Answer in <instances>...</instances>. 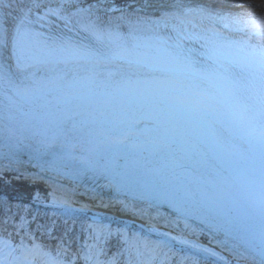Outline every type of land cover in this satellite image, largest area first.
<instances>
[{"label":"snow or ice","instance_id":"1","mask_svg":"<svg viewBox=\"0 0 264 264\" xmlns=\"http://www.w3.org/2000/svg\"><path fill=\"white\" fill-rule=\"evenodd\" d=\"M246 15L230 17L231 23L251 26L245 31L250 41L264 40V15ZM42 23L25 14L10 30L9 19L0 20V47L11 39L15 60V71L0 63V86L9 101L0 113L4 136L35 138L55 158L81 170L95 168L141 198L196 216L214 238L223 234L216 241L221 247L232 243L235 250L236 242L245 243L247 255L237 254L245 264H264V199L257 210L233 194V145L225 130L183 105L170 86L173 77L195 73V67L175 66L151 52H105L45 36L34 30ZM259 51L264 57V45ZM76 151L87 155H72ZM200 251L217 256L209 248Z\"/></svg>","mask_w":264,"mask_h":264},{"label":"bare ground","instance_id":"2","mask_svg":"<svg viewBox=\"0 0 264 264\" xmlns=\"http://www.w3.org/2000/svg\"><path fill=\"white\" fill-rule=\"evenodd\" d=\"M80 1L82 0H3V3L0 4V20L7 17L11 30L12 24L25 14H28L30 20L43 18L44 27L37 24L34 30L43 32L45 36L51 35L62 40H66L69 32L79 30L91 32L102 42H108L106 37H109L131 41L135 47H140V44L149 47L148 43H155V40L162 41L167 45H169V41H172L169 42L173 43L170 46L175 47L173 50L169 49L170 54H172L171 51L179 48L177 45H183L181 48L186 50L198 46L194 44H199L208 49L213 48L209 50L217 51L215 56L219 54L217 56L221 59L238 60L245 64V67L250 66L262 70L261 72L264 73V57L260 55L259 51L261 45H264V40L253 39L250 41L245 35V31L251 32L253 30L251 26L243 28L231 23L230 17L232 16H238L241 19L247 18L237 10H212L206 5V3H210L207 2L208 0H191L196 3L188 5L173 4L170 1L154 2L150 6L146 5L143 0H136L126 7L117 5L116 0H83L85 4L91 2L88 5H83ZM200 8H205L208 11L202 13ZM50 10H55L56 14L53 15ZM253 13L259 16L258 13ZM0 63L13 66L12 70L15 71L11 39H9L7 47H0ZM190 82L196 86L197 90L207 94L214 99L216 104L222 106L221 102L225 97L223 94H219L217 87L215 88L201 78H195ZM262 92H264V88ZM8 103L3 86H0V113ZM225 116V124H222L220 128L225 130V136L229 140L238 143L240 149L244 150L248 156L264 152V108L259 115L263 124L254 144H248L239 138L238 130L229 119L230 114L227 112ZM72 155L86 156L87 153L76 151ZM0 156L1 163L24 172L31 179L49 184L54 193L59 192V189L63 190L66 195L65 197L60 196V199L69 206L76 207L82 204L103 208L106 213L139 221L148 229L159 224L160 216L153 209L155 206L167 211L175 219L181 217L199 223L202 229L209 230L214 236L210 228L202 224L196 216L185 217L175 212L167 204L141 198L138 192L129 188V193L125 194L117 180L110 175L101 173L92 167L81 170L67 158H55L35 138L19 136L8 139L0 131ZM43 167L62 168L70 172L65 175V180H61L62 178L56 180L39 170ZM91 172H96V175H91ZM234 177L236 179L235 174ZM84 185H89L90 188L80 189L84 188ZM74 190L79 193H74ZM233 194L242 202L255 205L257 210L259 209L260 202L256 201L246 189V185L240 183L238 179H236V188ZM145 204L151 206L152 210L145 211L143 207ZM223 238V234L215 235L213 243L220 246L216 241ZM256 242L259 243V240ZM236 243L235 249L238 253L247 255L245 252L247 245L243 242ZM172 244L171 236L164 238L165 251ZM229 246L231 248L227 250L233 253L232 243H229ZM37 254L38 252L34 249L25 251L26 256L33 257ZM237 254L233 253L235 256ZM24 263L33 264V261L25 260Z\"/></svg>","mask_w":264,"mask_h":264},{"label":"trees","instance_id":"3","mask_svg":"<svg viewBox=\"0 0 264 264\" xmlns=\"http://www.w3.org/2000/svg\"><path fill=\"white\" fill-rule=\"evenodd\" d=\"M225 1L219 0L220 3ZM49 200V190L43 184L16 177L11 171L0 172V235L13 245L22 239L27 243L36 241L46 253H59L71 264L86 261L81 253L89 248L87 241H95L99 233L104 237L99 239L97 249L91 253H99L105 261L114 258L117 264H135L134 243L138 240L142 244L152 242L153 246L160 247L154 234L135 224L117 218L95 220L88 212L45 205ZM166 257L163 264H223L187 248L174 247Z\"/></svg>","mask_w":264,"mask_h":264},{"label":"rangeland","instance_id":"4","mask_svg":"<svg viewBox=\"0 0 264 264\" xmlns=\"http://www.w3.org/2000/svg\"><path fill=\"white\" fill-rule=\"evenodd\" d=\"M92 1V0H89ZM136 0H116L115 3L117 5H120L122 7L128 6L131 2H135ZM170 1L173 4L175 3H181L182 5H188L189 3L195 4L196 2L191 1V0H143V2L146 5H149L154 3V2H166ZM221 1V0H220ZM231 0H227L224 3H220L219 0H208L206 5L212 9V10H221L223 11L224 9L226 10H237V12H241L243 15H246L247 13H253L256 12L258 13L259 16L264 15V0H253L251 2H238V3H233L230 2ZM255 1V2H254ZM256 2L258 4H256ZM83 5H88L91 2H86L85 1H80ZM232 4H244L245 7L243 9H233L231 7ZM226 5V6H225ZM233 13H236L233 11ZM247 16V15H246ZM0 161H1V156H0ZM43 174H46L48 176L53 177L54 179L58 180H65L64 177L65 175H68L70 171L62 169V168H48V167H43L39 169ZM4 171H11L16 174V177H21V178H27L26 180H29L33 183H40V184H45L44 186L49 190L50 194V200L47 202L45 205H50L51 207H55L58 209H67V210H75V211H81V212H88L91 213V217L95 220H101L103 217L106 218H117L120 220H123L127 223L135 224L146 231H148L151 234H154L158 240H159V246L157 247L156 245L153 246L152 242L151 243H146L142 244L141 240H138L137 242L134 243L135 245V251H136V261L135 264H163L165 259L167 258L163 256V252L165 249L164 245V238L166 237H172L173 239V244L171 247L167 250L170 251L174 247H178L179 249L181 248H187L189 250H193L195 252L201 253L205 256L212 257L217 261H220L223 264H245V260L241 259L237 255H233V253L237 254L238 251L235 249L233 250V253H230L227 249L231 248L229 245L227 247H221L216 245L214 242V236L213 234L207 230V229H202L200 227V224L195 222V221H188L186 219H182L181 217H177L176 219L172 217L167 211L162 210L161 208L158 207H153V209L159 214L160 219H159V224L153 225L150 229L146 228L142 223L139 221L129 219V218H122L121 216L114 215V214H109L106 213V211H103L105 209L103 208H96L88 205H80L76 207H72L61 201L60 196L65 197V192L63 190L59 189V192L56 191L57 193H54L52 188L49 186V184H46L44 182H41L39 180L31 179L28 177L24 172L8 167L5 164L0 162V172ZM91 175H96V172H91ZM94 173V174H93ZM50 174V175H49ZM85 188H90L89 185H84V188L80 189H85ZM122 192L125 194L129 193L128 188L122 187ZM74 193H79L77 190H74ZM145 211H151L152 207L148 205H143ZM188 224L189 227H185V224ZM102 233L97 234V237L95 238V241H87L88 247L84 252L81 253V256L83 258H86V261L83 259V264H117L116 260L114 258L106 259L103 260L101 259L100 254H92V251H95L98 247L99 239H103L104 236L101 235ZM124 240L128 241L126 237H124ZM182 240H186L187 243H181ZM195 244L197 245L196 248H193L192 245ZM145 249L143 251L142 247ZM202 248H209L212 251L217 253V256H210L202 251L200 249ZM34 249L38 252L37 255L35 256H26L25 251L26 250H31ZM101 251V250H99ZM168 254V252H166ZM222 258V259H221ZM25 260H30L33 261V264H71L69 261L64 259L61 254L57 253L56 255L52 254L51 252L46 253L36 241H33V243H27L26 240L20 241L18 244L13 245L11 243H8L7 240L0 235V264H25ZM131 262V261H130ZM131 264V263H129ZM182 264V263H181Z\"/></svg>","mask_w":264,"mask_h":264},{"label":"water","instance_id":"5","mask_svg":"<svg viewBox=\"0 0 264 264\" xmlns=\"http://www.w3.org/2000/svg\"><path fill=\"white\" fill-rule=\"evenodd\" d=\"M154 42H155V43H148V44L157 45L158 48H162V49H163V47H175V46H170V45H172L173 43L170 44L169 42H172V41H169V42H168L169 45L164 44L162 41H157V40H155ZM194 45H199V44H194ZM180 46H183V45H180ZM24 179H27V178H24ZM44 185H45V184H44ZM45 186H46V185H45Z\"/></svg>","mask_w":264,"mask_h":264}]
</instances>
